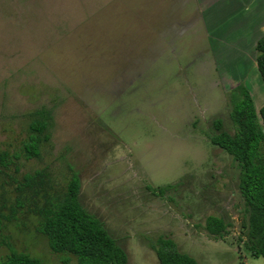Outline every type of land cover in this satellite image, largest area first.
<instances>
[{"label":"rangeland","instance_id":"rangeland-1","mask_svg":"<svg viewBox=\"0 0 264 264\" xmlns=\"http://www.w3.org/2000/svg\"><path fill=\"white\" fill-rule=\"evenodd\" d=\"M209 7L0 0V152L13 161L0 166V256L62 264L66 255L53 252L38 226L77 174L82 206L128 264H159L151 244L160 237L198 264H264L246 247L239 168L211 142L218 119L236 132L239 86L209 30ZM41 110L51 139L39 159H27L22 145ZM209 216L222 218L226 232L209 233Z\"/></svg>","mask_w":264,"mask_h":264},{"label":"trees","instance_id":"trees-1","mask_svg":"<svg viewBox=\"0 0 264 264\" xmlns=\"http://www.w3.org/2000/svg\"><path fill=\"white\" fill-rule=\"evenodd\" d=\"M258 69L264 80V37L258 41ZM231 111L235 133L223 129V121L214 122L216 133L213 145L229 154L239 168V190L248 215L247 249L252 256L264 258V107L258 113L249 91L239 86ZM50 116L47 111L36 112L29 125V133L22 145L27 159H39L44 144L51 139ZM17 155L14 158H18ZM13 161L7 151L0 152V166ZM31 176H27L30 180ZM169 188L160 189V194ZM81 180L73 174L68 183L66 198L56 207L45 208L38 231L47 237L53 252L66 255L62 264H71L74 256L78 264H128L127 252L106 230L103 223L87 211L80 202ZM205 227L214 236L227 230V223L220 217L209 216ZM0 219V232H1ZM151 248L159 264H198L190 255L181 252L170 238L160 237ZM0 264H42L41 260L12 251L0 256Z\"/></svg>","mask_w":264,"mask_h":264},{"label":"crops","instance_id":"crops-1","mask_svg":"<svg viewBox=\"0 0 264 264\" xmlns=\"http://www.w3.org/2000/svg\"><path fill=\"white\" fill-rule=\"evenodd\" d=\"M209 30L220 41L225 67L238 86L249 91L257 112L264 107V80L258 69L257 44L264 37V0H206Z\"/></svg>","mask_w":264,"mask_h":264}]
</instances>
